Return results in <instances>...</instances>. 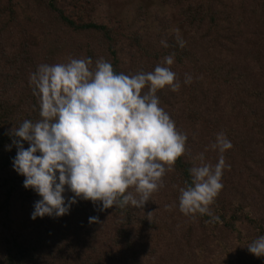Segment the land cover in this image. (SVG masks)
<instances>
[{
    "label": "trees",
    "instance_id": "1",
    "mask_svg": "<svg viewBox=\"0 0 264 264\" xmlns=\"http://www.w3.org/2000/svg\"><path fill=\"white\" fill-rule=\"evenodd\" d=\"M129 1L120 23L108 16L106 0H0V264H264L246 247L264 235V0H159L180 14L183 48L166 13ZM171 53L181 87L166 86L157 96L188 139L165 186L143 209L100 211L102 205L77 198L68 214L32 220L41 197L13 169L17 149L7 134L40 118L30 74L70 57L91 58L92 67L102 57L116 73L136 74ZM220 132L232 147L210 205L219 219L186 216L179 189L190 182L197 154L218 162L206 136ZM73 195L65 191L66 203Z\"/></svg>",
    "mask_w": 264,
    "mask_h": 264
},
{
    "label": "clouds",
    "instance_id": "2",
    "mask_svg": "<svg viewBox=\"0 0 264 264\" xmlns=\"http://www.w3.org/2000/svg\"><path fill=\"white\" fill-rule=\"evenodd\" d=\"M175 35L185 47L179 29ZM160 43L169 47L164 39ZM174 59L171 53L153 71L124 74L102 57L94 67L91 58L70 57L66 63L40 64L30 74L40 118L25 119L7 134L17 149L13 169L24 177L23 187L41 197L34 203L32 220L68 214L77 198L102 205L100 211L129 205L143 209L165 186L163 177L187 151L188 139L177 131L157 96L166 86L173 92L181 87L169 67ZM192 79L185 74L183 83ZM209 147L219 153L218 162H206L204 153L192 158L190 182L179 189L178 206L186 216L199 213L218 220L210 205L223 188V170L231 167L224 153L232 144L220 132ZM66 190L74 194L67 203ZM89 223H99V217H90ZM246 247L256 257L264 256V235Z\"/></svg>",
    "mask_w": 264,
    "mask_h": 264
},
{
    "label": "rangeland",
    "instance_id": "3",
    "mask_svg": "<svg viewBox=\"0 0 264 264\" xmlns=\"http://www.w3.org/2000/svg\"><path fill=\"white\" fill-rule=\"evenodd\" d=\"M106 1L109 3V9H110V11L109 9L106 11L107 12L109 11L108 16H110L111 20L124 23V21H126L124 18V16L126 15L125 10L127 6H130L129 5L130 1L129 0H106ZM133 1H136L137 4L141 5L145 10H157L161 13H166L169 22L171 24L172 30L176 32V30L179 29L180 34H182L181 32L182 18L176 8L174 9L168 6H164L160 3L159 0H133ZM206 139H207L206 141L208 142L207 147L211 149L209 145L215 141V138H212L210 135H207ZM198 141L200 142V140Z\"/></svg>",
    "mask_w": 264,
    "mask_h": 264
}]
</instances>
